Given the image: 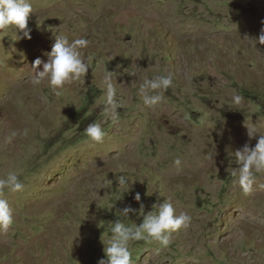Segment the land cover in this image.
Here are the masks:
<instances>
[{"label": "rangeland", "instance_id": "rangeland-1", "mask_svg": "<svg viewBox=\"0 0 264 264\" xmlns=\"http://www.w3.org/2000/svg\"><path fill=\"white\" fill-rule=\"evenodd\" d=\"M30 2L31 39L0 32V178L14 171L25 185L3 196L14 223L0 232V264H98L118 211L135 209L125 222L139 226L141 205L147 214L163 200L190 227L158 255L156 243L130 242L133 264H264V190L245 196L231 174L233 152L257 142L247 126L264 134V45L249 40L264 28V0ZM58 33L90 41L85 84L59 97L47 82L33 86L30 69ZM106 71L118 84L116 123ZM169 72L164 101L144 106L143 81ZM93 122L102 144L84 135ZM120 175L132 184L117 200Z\"/></svg>", "mask_w": 264, "mask_h": 264}, {"label": "clouds", "instance_id": "clouds-1", "mask_svg": "<svg viewBox=\"0 0 264 264\" xmlns=\"http://www.w3.org/2000/svg\"><path fill=\"white\" fill-rule=\"evenodd\" d=\"M32 12L30 0H0V32L12 30L15 33V40L31 39L28 20ZM249 40L254 44L264 45V28L261 29L257 39ZM89 43L90 41L83 37L69 40L66 35L56 34L55 43L51 51L47 53V60L37 58L32 63L31 84L40 86L47 82L51 91L58 97L62 95L67 84L79 82L84 85L90 66L82 50L86 49ZM173 81L174 76L171 72L151 79L146 78L139 89L144 106L151 109L161 104L165 99V93L173 86ZM102 83L105 89V111L113 123H116L120 119L116 74L106 71ZM243 100V96L235 95L233 104L239 106ZM15 135V132L11 134L8 138L9 142ZM84 135L91 143L102 144L106 132L99 123L93 122L84 129ZM247 136L249 139L258 136L257 142L254 147H249L246 143L241 149L233 152L237 167L231 172L232 176L236 177L235 183L239 190L245 196L251 195L257 189L264 190V183H258V177L264 176V134H259L256 126L251 124L247 126ZM173 163L179 171L182 161L177 158ZM115 180L122 192L117 199L119 200L130 191L132 182L125 175H120ZM108 183L112 184V181L108 180ZM24 189L25 185L14 171L0 178V232H7L14 223L13 210L8 200L3 198L4 193L6 191L20 193ZM134 199L139 202L140 194L136 193ZM153 209L155 211L145 214L141 205L138 214L143 216V221L139 226L136 224L129 226L125 222L128 220L129 213L136 212L135 209L125 207L118 211L117 214L124 219H118L112 223L111 238L107 241V246H104L106 259L99 260L98 264H133L132 252L129 249V244L133 241L158 244V247L154 249L158 255L162 249L169 247L174 234L190 227L192 217L186 212L176 214V209L170 201L163 200L162 203L153 205Z\"/></svg>", "mask_w": 264, "mask_h": 264}]
</instances>
